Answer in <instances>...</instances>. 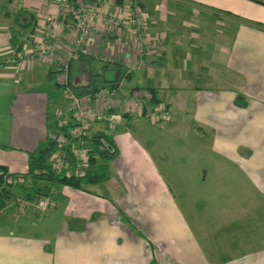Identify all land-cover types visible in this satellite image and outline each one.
Listing matches in <instances>:
<instances>
[{"label":"crops","instance_id":"1","mask_svg":"<svg viewBox=\"0 0 264 264\" xmlns=\"http://www.w3.org/2000/svg\"><path fill=\"white\" fill-rule=\"evenodd\" d=\"M59 1L0 0V165L25 187L32 182L25 177L30 153L63 135L58 112L66 102L55 93L62 90L52 66L18 59L11 31L22 9L37 17L23 32L40 31L45 15L59 13ZM88 1L110 13L125 3ZM139 2L150 34L163 35L165 45L147 56L145 68L132 70L125 80L138 78L120 93L147 90L170 106V118L151 123L118 112L125 119L117 128L95 123L90 135L104 132L118 148L109 161L110 179L86 191L57 187L58 206L71 200L75 210L50 220L42 235L30 226L29 207H18L11 225L0 224V264H264V4ZM98 34L89 39L94 54L72 61V81L80 78L76 84L85 88L79 92L91 89L94 77L95 87L104 86L116 75L114 62L127 68L124 56L134 59ZM73 36L64 29L52 43L64 53ZM156 101L149 100L146 110ZM64 117L70 123L69 114ZM209 164L215 170L225 164L233 176L207 173L203 181L210 178V189L198 194L172 186L197 180V173L200 179Z\"/></svg>","mask_w":264,"mask_h":264},{"label":"built area","instance_id":"2","mask_svg":"<svg viewBox=\"0 0 264 264\" xmlns=\"http://www.w3.org/2000/svg\"><path fill=\"white\" fill-rule=\"evenodd\" d=\"M70 16V17H69ZM99 21V26L97 24ZM149 15L139 0H125L123 8L116 13L93 9L88 0H60L59 13L43 17V28L35 32L32 39L24 38L21 49L17 52L20 61L39 59L52 66L58 75V85L65 99L58 115L62 118L68 131L57 139L59 147L49 159L52 169L67 176H83L90 165V151L87 145V133L95 123H107L114 127L122 123L121 113L145 114L146 103L151 94L144 89H137L133 94L123 96L121 85L116 87H99L79 92L73 87L70 64L80 55H93L89 39L97 33L112 39L117 51L132 53L134 59L124 56L128 71L143 69L147 66V56L162 51L165 37L152 35L149 31ZM70 29L74 32L72 43L64 53L53 45L52 39L61 32ZM69 114L70 123L64 117ZM171 115V109L165 102L155 104L146 116L153 122H161ZM63 125V126H64ZM90 134V133H89ZM8 182H14L13 176H5ZM37 208L47 209L53 204L52 197H41ZM19 207L24 210L31 204L30 200L18 199Z\"/></svg>","mask_w":264,"mask_h":264},{"label":"trees","instance_id":"3","mask_svg":"<svg viewBox=\"0 0 264 264\" xmlns=\"http://www.w3.org/2000/svg\"><path fill=\"white\" fill-rule=\"evenodd\" d=\"M264 4V0H256ZM24 18H27V21H23ZM37 21L36 15L27 9H22L21 12L16 16V22L18 24V28H14L11 31L10 42L14 47H16V52H18L21 47L24 38L26 37L23 29L33 26V24ZM31 32H34L31 29ZM85 55H80L78 59L80 61H85ZM73 61V60H72ZM114 69L116 71V75L112 79L104 80L103 87H116L118 88L122 81L125 79H130L133 75L132 71H128L127 68H124L121 62L116 61L113 63ZM109 65L103 66V68L107 69ZM73 69V63L70 64V72ZM72 78V74H71ZM94 89H99V87H95ZM136 89H141L140 87ZM155 88H151L149 90L152 92ZM91 90V89H89ZM87 90V91H89ZM156 97L153 95V100ZM63 132L68 131V126H63ZM87 141L89 142V151H90V165L87 168L86 173L83 176H67L65 174H60L55 172L51 164L49 163V159L54 151H56L59 147V142L57 139L48 138L45 142L39 144L34 152H31L29 155V168L25 177L31 179V185L29 187H25L24 184L19 188L22 194L26 198L34 199L37 196L41 197H53L55 195V189L58 186H67L71 189L76 190H87L88 185L98 184L110 179V167L109 161H111L118 152L117 145L111 136L104 132H95L91 135L87 136ZM13 176L14 178H18V175H14L9 172L6 166L0 165V211L3 210L8 201L13 200L19 194L17 191H13L15 188L14 182H8L5 176ZM22 187H24L22 190Z\"/></svg>","mask_w":264,"mask_h":264},{"label":"rangeland","instance_id":"4","mask_svg":"<svg viewBox=\"0 0 264 264\" xmlns=\"http://www.w3.org/2000/svg\"><path fill=\"white\" fill-rule=\"evenodd\" d=\"M4 2L8 3V0H4ZM11 9H14V8H11ZM23 20L25 21V20H27V18H24ZM14 24H15V27L18 28V24H16V23H14ZM24 34L26 36L25 38L32 39L33 36H34V34H35V31L34 32H30L29 30H27V31H24ZM136 79H134V80H124L123 81V84H122V87H121V92L124 93L123 92V87H124V89H125V87L126 88H128V87L130 88L134 84V82L136 81ZM96 83H97V78L94 77L93 80H92V88L91 89H93V88H95V86H97ZM75 89L77 91H82L85 88H75ZM55 93L57 95H60V94H62V91L56 89V92ZM152 99H153V94L151 95V99L150 100L152 101ZM159 102H161V101H159ZM159 102L156 101L155 104H157ZM155 104L148 111L145 108V112H144L145 114H143L141 116L147 117L146 114L154 108ZM166 105L169 107V109H171L170 106L167 103H166ZM171 114H172V111H171ZM138 116H140V115H138ZM170 116L167 119H165V120H163L161 122H153L151 119H149L148 117L147 118L149 119V122H151V123H162V122L168 120L170 118ZM122 122H123V119H122ZM105 124L108 126L107 123H105ZM121 124L122 123H119L117 126H114L113 128H117ZM90 132H91V130H90ZM89 133H87V135H90ZM86 143L89 146V142L87 141ZM213 160L215 161V163H222V160L221 159L213 158ZM207 173H208V176L209 177H212L214 175V176H225V177L229 178V177H232L233 176L234 170H232V168L226 166L225 164L223 165V170H218V169L215 170L213 168V166H211L209 164L208 167H207V171L206 170H203V174L201 176L203 178L202 180H201V177L199 179V175L197 173V175H196L197 176L196 177L197 180H193L190 183H184V182H179L177 184H174L173 183L172 186H174L176 188V191L180 192V194L182 192H184V193L186 192V193H189V194H198V193H200L202 191H207L208 192L209 189H210V178H208L206 180V182L203 181L205 179L204 176ZM17 181H18V179L15 178L14 183H19V185H22L23 184L20 181L19 182H17ZM14 185L16 187L18 184H14ZM64 188H65V186H58V192H61V190H63ZM92 189L95 190V191L96 190L100 191V189H98V187H92ZM13 191L16 192L15 189ZM226 191L227 192H231L229 189L226 190ZM18 194L19 195L17 197H15L11 201H8V203H7V206L11 205L12 207H10L9 209L7 207V208H5V209H3V210L0 211V224L11 225L10 224V222H11L10 220L13 219L14 217L18 216V214H21L20 212H18L21 209L19 207V205H18L19 204L18 203V199H27V200H30V198H26L25 196H23L20 193H18ZM40 199H44V198H41L40 197V198L31 199L30 200L31 201V203H30L31 205L29 206V211H28V214L30 215V223H31L30 226L33 228L32 230L34 232L38 233L39 235H42V233L44 232V229H45L46 225L49 222L53 221L54 219L60 218V213L62 214V212H63V214L67 213L69 215L73 210H75V206L76 205H72L71 204V200H69V202H68L67 205H65L64 203H62V206H58L59 202H58V200L56 199L55 196H53L51 198L52 201H53V203H54V205L53 204H50L47 209L40 210V209L37 208V205H38V202L40 201ZM14 203L16 205H12ZM65 206H68L67 210H64L65 209ZM16 210H18V211L16 212ZM57 228H58V226H57Z\"/></svg>","mask_w":264,"mask_h":264},{"label":"water","instance_id":"5","mask_svg":"<svg viewBox=\"0 0 264 264\" xmlns=\"http://www.w3.org/2000/svg\"><path fill=\"white\" fill-rule=\"evenodd\" d=\"M79 79H80V78H77V77L73 79V87H74V88H78V87H79V85L76 84V81L79 80Z\"/></svg>","mask_w":264,"mask_h":264}]
</instances>
